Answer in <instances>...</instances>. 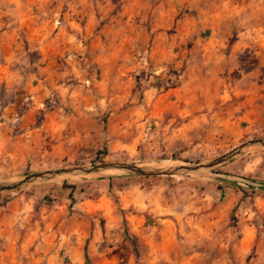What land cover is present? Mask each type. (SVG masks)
<instances>
[{
  "label": "rangeland",
  "instance_id": "rangeland-1",
  "mask_svg": "<svg viewBox=\"0 0 264 264\" xmlns=\"http://www.w3.org/2000/svg\"><path fill=\"white\" fill-rule=\"evenodd\" d=\"M251 139L264 0H0V179ZM214 170L264 183V148ZM0 264H264V188L121 172L0 191Z\"/></svg>",
  "mask_w": 264,
  "mask_h": 264
},
{
  "label": "water",
  "instance_id": "water-1",
  "mask_svg": "<svg viewBox=\"0 0 264 264\" xmlns=\"http://www.w3.org/2000/svg\"><path fill=\"white\" fill-rule=\"evenodd\" d=\"M251 146L264 148V140H247L220 156L202 163H182L177 165L167 164H141L129 161L101 162L93 165L69 166L56 169L26 174L14 179H0V191L29 187L52 179H60L64 176H83L87 174L103 173V171L119 170L129 175L139 176H183L191 174L210 175L215 177L232 178L242 181L252 187L264 188L263 182L246 179L214 170V167L228 162ZM65 179V178H63Z\"/></svg>",
  "mask_w": 264,
  "mask_h": 264
},
{
  "label": "bare ground",
  "instance_id": "bare-ground-1",
  "mask_svg": "<svg viewBox=\"0 0 264 264\" xmlns=\"http://www.w3.org/2000/svg\"><path fill=\"white\" fill-rule=\"evenodd\" d=\"M103 173H121V171H117V172H103ZM95 175V174H93Z\"/></svg>",
  "mask_w": 264,
  "mask_h": 264
}]
</instances>
